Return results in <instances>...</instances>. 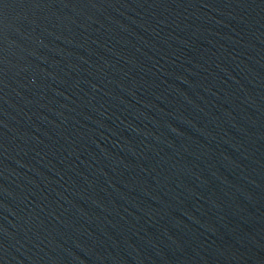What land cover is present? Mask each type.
<instances>
[{"label": "water", "instance_id": "1", "mask_svg": "<svg viewBox=\"0 0 264 264\" xmlns=\"http://www.w3.org/2000/svg\"><path fill=\"white\" fill-rule=\"evenodd\" d=\"M0 264H264V0H0Z\"/></svg>", "mask_w": 264, "mask_h": 264}]
</instances>
